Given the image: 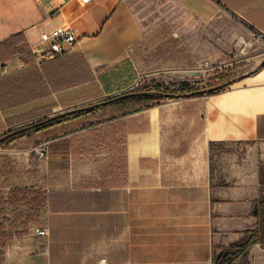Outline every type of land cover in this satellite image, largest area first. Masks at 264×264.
Returning <instances> with one entry per match:
<instances>
[{
  "label": "crops",
  "instance_id": "crops-1",
  "mask_svg": "<svg viewBox=\"0 0 264 264\" xmlns=\"http://www.w3.org/2000/svg\"><path fill=\"white\" fill-rule=\"evenodd\" d=\"M174 2L199 28L211 26L224 37L216 35L211 43L201 35L195 46L162 26L164 38L150 45L152 35L143 30L128 0H62L55 5L0 0V44L19 34L37 57L48 49L44 32L71 28L78 40L67 54H83L96 78L27 106L0 110V136L14 128L7 118L47 105H56L55 112L146 83L204 81L211 77L201 65L209 64L210 57L221 59L229 47L242 50V42L251 44L252 37L264 40V0ZM235 32L233 38L243 40L231 46ZM8 50L0 46V74L5 67L13 71L22 65L21 56ZM263 65L217 84L220 90L213 95L161 100L47 142L51 167L35 186L12 185L7 172L29 144L18 151L12 148L16 141L0 150L2 216L12 219L7 199L14 188L48 195L41 217L29 224L30 235L8 223L11 241L2 264H102L103 259L106 264H215L220 254L226 257L263 220ZM62 153L70 163L66 168L59 164ZM83 167L84 175H79ZM36 228H48V237L37 236ZM231 264H264V244Z\"/></svg>",
  "mask_w": 264,
  "mask_h": 264
},
{
  "label": "trees",
  "instance_id": "trees-1",
  "mask_svg": "<svg viewBox=\"0 0 264 264\" xmlns=\"http://www.w3.org/2000/svg\"><path fill=\"white\" fill-rule=\"evenodd\" d=\"M1 45L2 47L3 45L8 46L10 48L8 51H11L14 57L21 56L25 67L0 74V110L6 111L27 106L47 99L53 93L90 83L96 79L83 54L66 53L38 64L21 35L13 36ZM150 86L151 88L146 87L148 89L137 88L88 106L76 107L52 117L49 115L53 114V109L56 107L54 104L7 118L8 126L14 128L0 136V150L24 139L36 140V143L40 145L63 136L75 135L99 125L106 119L105 117H109L107 120H116L150 108L161 100L213 95L218 91L213 90V87L199 89L188 83L180 85L156 83ZM94 98H100V96ZM107 109L109 111L106 113ZM100 117H104V120ZM2 160L3 156L0 155V185L4 172ZM47 202L48 195L44 192H37L31 188L11 190L7 205L12 211V219L2 216L5 209L3 204L0 210V264L5 254L4 248L11 241L8 225L10 224V229H18L21 225L27 230L30 223L36 222L41 217ZM262 211L263 220L260 229L248 231L246 237L234 244L228 250L227 256L222 257L221 261H216L215 264H231L248 249L257 244H264V203Z\"/></svg>",
  "mask_w": 264,
  "mask_h": 264
},
{
  "label": "rangeland",
  "instance_id": "rangeland-1",
  "mask_svg": "<svg viewBox=\"0 0 264 264\" xmlns=\"http://www.w3.org/2000/svg\"><path fill=\"white\" fill-rule=\"evenodd\" d=\"M51 4L55 5L57 3H60L62 0H49ZM130 8L132 12L134 13L135 17L137 18L138 22L140 23L141 27L144 31H150L149 35H152L153 42L152 44L155 46L159 43V40L163 39L164 37H161L162 35L165 36V33H160V28L162 26H169L172 27L171 29L173 32L175 31L178 36H185L188 38V40L193 43L195 46L198 44L199 38L201 35L203 36L204 40H208L212 43V40L216 35H221V37L224 35L222 32L216 33V31H213V27L211 26H198L197 22L190 16H188L184 11H182L179 6L174 2V0H128ZM201 31L199 34L197 33V29ZM228 29V26L225 28ZM187 31V32H184ZM159 33H158V32ZM238 35L237 32L231 33L230 38H233V36ZM168 36V33H167ZM224 37V36H223ZM244 37V34L243 36ZM157 38V39H155ZM242 39V38H241ZM241 39H230L231 46H237V43L240 42ZM243 40V39H242ZM236 41V42H235ZM251 44H245V42H242L244 48L242 50H237L231 47H227L228 51L224 49L225 55L222 56L221 59H217V57H210L208 59L209 66L206 69L208 71V75L211 78H206L204 81H196L194 84H192L193 87L199 88V89H210L214 86H216L219 83L227 82L230 79L237 77L238 75L247 72L250 69L256 68L259 62H264V40L252 37L251 40H249ZM210 51H212V48H210ZM223 51V50H222ZM238 55V61L235 62V57ZM152 83L148 84L146 83L143 86H140L138 88L144 89L147 86L148 88H151ZM146 88V89H148ZM116 96V95H115ZM113 97V96H112ZM110 97H100L98 99H95L93 101H90L86 104L67 108L64 110H59L53 112V114L49 115V117L59 115L62 113L67 112L68 110L74 109L76 107L80 106H88L89 104H94L99 101L105 100ZM101 112L99 115L101 116ZM104 117H100L101 120ZM21 126V125H19ZM26 142V143H25ZM26 144H29V147L27 148ZM36 140H32L28 143V141H18L16 145H14V149L20 151L22 149L27 148V152L20 153L21 158H19L18 161H15L13 165H9V167L13 169V171H7L8 174L12 175L10 180H12V185H19V186H35L37 183L43 182V179L47 176V167H51L48 163H46V158L42 157L40 153L36 151L37 148ZM62 150L65 152V145L63 146ZM63 160L61 163L62 166L65 168L68 164V157H66V154H63ZM26 158L29 161H26ZM52 158V147H51V154L50 159ZM87 161L86 163L82 165H89ZM55 164H58V161H55ZM58 164V165H59ZM264 165V164H262ZM85 167L82 168V170L79 172L80 174H83ZM264 171V166L262 167ZM73 177L75 173L73 172ZM84 175V174H83ZM264 179V177H263ZM17 180V182L15 181ZM32 224V223H31ZM33 225L28 226V229L26 231V227L24 226H18V229H23L22 233H28L29 235L32 233L31 227ZM20 227V228H19ZM260 226L257 228L259 230ZM16 230V231H17ZM16 231H13L16 233ZM13 233V234H14ZM13 244V242H12ZM11 244V245H12ZM262 246V244H261ZM3 248V247H1ZM8 249L7 247L4 248ZM223 252V251H222ZM221 252V253H222ZM223 257L222 254H220L216 261H221V258Z\"/></svg>",
  "mask_w": 264,
  "mask_h": 264
},
{
  "label": "built area",
  "instance_id": "built-area-1",
  "mask_svg": "<svg viewBox=\"0 0 264 264\" xmlns=\"http://www.w3.org/2000/svg\"><path fill=\"white\" fill-rule=\"evenodd\" d=\"M261 38H264L262 35ZM78 38L71 28H56L51 32H44L42 34V42L48 45V49L35 57L36 62L41 64L43 61L51 60L56 57L62 56L68 52V47L72 46L77 42ZM20 68L25 67V63L22 61ZM209 64L204 63L201 65V70H206ZM2 72L8 73L9 70L5 67ZM36 151L44 158H47L49 154L48 143H43L37 146ZM35 234L41 238H46L49 235L48 228H36L34 230ZM261 245V244H257ZM102 264H106V259L101 261Z\"/></svg>",
  "mask_w": 264,
  "mask_h": 264
},
{
  "label": "water",
  "instance_id": "water-1",
  "mask_svg": "<svg viewBox=\"0 0 264 264\" xmlns=\"http://www.w3.org/2000/svg\"><path fill=\"white\" fill-rule=\"evenodd\" d=\"M218 88H219V87H214V88H212V89L216 91V90H218ZM263 234H264V230H263Z\"/></svg>",
  "mask_w": 264,
  "mask_h": 264
}]
</instances>
